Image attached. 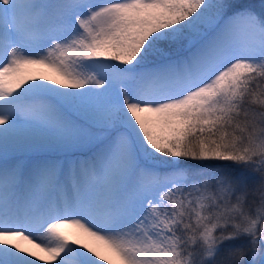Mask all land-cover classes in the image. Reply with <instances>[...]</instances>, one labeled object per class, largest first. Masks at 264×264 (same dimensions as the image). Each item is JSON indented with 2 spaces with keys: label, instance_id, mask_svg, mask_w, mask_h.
Wrapping results in <instances>:
<instances>
[{
  "label": "snow or ice",
  "instance_id": "obj_1",
  "mask_svg": "<svg viewBox=\"0 0 264 264\" xmlns=\"http://www.w3.org/2000/svg\"><path fill=\"white\" fill-rule=\"evenodd\" d=\"M0 264H264V0H0Z\"/></svg>",
  "mask_w": 264,
  "mask_h": 264
},
{
  "label": "bare ground",
  "instance_id": "obj_2",
  "mask_svg": "<svg viewBox=\"0 0 264 264\" xmlns=\"http://www.w3.org/2000/svg\"><path fill=\"white\" fill-rule=\"evenodd\" d=\"M33 74H34V75L47 74V75H49L50 77H54V76H55V74L52 73V72H51L50 70H48V69L34 70V71H33ZM65 231H66V233L69 235L70 239H76V238H80L81 240H84V239H85L84 237H82V236L79 234L78 230H76V229H73V228H67V229H65ZM24 246L27 247V248H29V249L32 250V251L37 252L39 255H43V256H45V258H47V254H46V253H42V252H40L39 249H35L32 245L27 244V242H24Z\"/></svg>",
  "mask_w": 264,
  "mask_h": 264
}]
</instances>
